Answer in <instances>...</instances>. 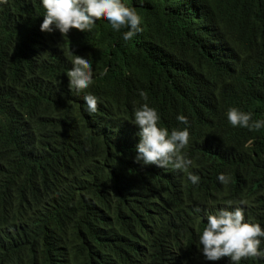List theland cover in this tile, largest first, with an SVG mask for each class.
Returning <instances> with one entry per match:
<instances>
[{
  "label": "trees",
  "instance_id": "trees-1",
  "mask_svg": "<svg viewBox=\"0 0 264 264\" xmlns=\"http://www.w3.org/2000/svg\"><path fill=\"white\" fill-rule=\"evenodd\" d=\"M122 2L142 19L127 42L104 18L49 34L39 0L0 3V264H229L200 250L204 213L244 200L245 218L264 227V130L225 115L264 119V0ZM74 55L94 72L79 94ZM86 92L103 101L95 113ZM143 103L169 131L187 118L197 185L135 162Z\"/></svg>",
  "mask_w": 264,
  "mask_h": 264
},
{
  "label": "clouds",
  "instance_id": "clouds-1",
  "mask_svg": "<svg viewBox=\"0 0 264 264\" xmlns=\"http://www.w3.org/2000/svg\"><path fill=\"white\" fill-rule=\"evenodd\" d=\"M5 0H0L4 3ZM43 7L41 32L58 31L66 36L70 30L76 29L82 33L91 32L98 18H104L114 32L127 29L122 34L124 41H130L142 31V19L136 8L128 7L122 0H39ZM103 21V20H102ZM72 68L67 72L69 91L77 94L85 92L94 84V72L89 58L74 55ZM107 74V70L99 72V77ZM140 96L146 101V95ZM83 100L89 113L97 111L98 102L102 99L91 92H86ZM228 123L232 127H240L249 131L264 130V119H254L252 112H245L231 107L226 112ZM160 115L157 110L143 103L133 112L131 123L139 129V142L135 146V162L144 165H155L162 169L169 166L172 169L187 173V179L193 184L199 183L200 177L188 171L193 165L187 157L190 143L189 123L184 115H178L177 121L184 125L183 129H172L160 126ZM249 144L251 141L248 142ZM218 181L227 187L231 177L221 173ZM246 201L233 202L228 200L225 207L214 213L205 212L206 226L198 238V245L206 260L220 261L229 259V264H242L249 259H264V227L251 218H245L242 205ZM197 212L201 209L197 208Z\"/></svg>",
  "mask_w": 264,
  "mask_h": 264
},
{
  "label": "bare ground",
  "instance_id": "bare-ground-1",
  "mask_svg": "<svg viewBox=\"0 0 264 264\" xmlns=\"http://www.w3.org/2000/svg\"><path fill=\"white\" fill-rule=\"evenodd\" d=\"M50 226V225H49Z\"/></svg>",
  "mask_w": 264,
  "mask_h": 264
}]
</instances>
